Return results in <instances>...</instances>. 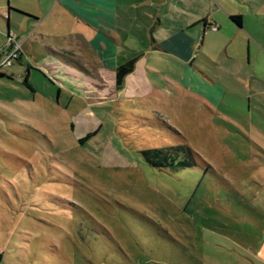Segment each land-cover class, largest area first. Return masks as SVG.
<instances>
[{
  "label": "rangeland",
  "instance_id": "obj_1",
  "mask_svg": "<svg viewBox=\"0 0 264 264\" xmlns=\"http://www.w3.org/2000/svg\"><path fill=\"white\" fill-rule=\"evenodd\" d=\"M7 1L1 45L6 24L12 40L28 34L7 19ZM240 9L251 23L239 50L225 26L214 50L203 46L212 59L196 61L228 84L219 105L178 85L183 66L147 67L151 57L101 99L74 76L99 69L47 40L52 51L27 43L22 61L0 68V264H264V108L247 111L240 99L264 97V56L253 50L261 40L249 34L264 31V15ZM46 55L63 66L48 69ZM69 60L84 69L65 70ZM26 62L32 90L22 84ZM168 145L189 151L158 167L139 152Z\"/></svg>",
  "mask_w": 264,
  "mask_h": 264
},
{
  "label": "crops",
  "instance_id": "obj_2",
  "mask_svg": "<svg viewBox=\"0 0 264 264\" xmlns=\"http://www.w3.org/2000/svg\"><path fill=\"white\" fill-rule=\"evenodd\" d=\"M10 5L17 8L16 13L21 14L24 19H11ZM241 5L245 6L250 16L258 18L264 15V0H8L3 9L7 19L12 20L15 27H25L28 33L23 40L17 39V36L13 38V41L20 44L16 61H22L23 46L27 43L32 47L35 46L34 43H40L41 49L47 52L52 51L44 46L47 41L52 43L51 47L60 51L75 49L83 53L77 57L92 62L99 69L100 75L83 70L86 76L81 75L78 72L80 70H74V76L90 82L91 87L87 94L95 99H101V91H115L117 96L127 88V78L131 72L134 73L140 60L151 57L153 66L147 67H154L160 61L163 64L165 61L168 65L183 66V75L178 85L184 86L182 88L190 95H200L201 99H209L211 103L215 99V103L219 105L228 84L199 68L196 61L199 53L208 60L212 59L203 46L214 50L219 44V37L224 35L225 26H229L227 28L230 31L225 33L231 41L237 37L236 46L231 51L239 50V42L244 39L238 33L242 29L246 30L244 20L251 23L249 15L245 18L248 13L245 14L240 9ZM232 15H239V25L229 18ZM256 22L260 23L258 20ZM262 24L260 23L261 26ZM212 26L215 29H211ZM6 29V33H9L7 24ZM249 34L253 39L261 40H254L253 50L264 56V31ZM0 47V52H5L6 45L3 43ZM250 49V43L246 41L247 53ZM131 58H135L133 69L124 76L121 88L116 90L114 69ZM44 61L48 69L63 66L58 59L56 61L47 55L41 60L42 63ZM69 61H73L74 65L66 64L65 70L69 68L73 73V68L84 69L80 62ZM249 61L247 54L245 64ZM26 69L28 76L27 62ZM108 69L106 74L109 81L101 86L104 82L101 73ZM131 83L137 84L134 81ZM240 99H244V108L247 111L251 107L254 111H258L259 107L264 108V97L247 95Z\"/></svg>",
  "mask_w": 264,
  "mask_h": 264
},
{
  "label": "trees",
  "instance_id": "obj_3",
  "mask_svg": "<svg viewBox=\"0 0 264 264\" xmlns=\"http://www.w3.org/2000/svg\"><path fill=\"white\" fill-rule=\"evenodd\" d=\"M234 23L237 25L240 24V17L239 15H232L229 17ZM9 33H6V35ZM135 58H131L124 63L118 65L114 69V87L116 90L120 89L123 84L124 76L131 72L133 69ZM3 73H0V76H3ZM22 84L32 90L30 83L27 81V69L26 73L23 77ZM94 133V132H93ZM92 133L87 134L85 137L90 136ZM80 141V140H79ZM184 149L186 152L189 149L182 145H168L159 148H146L141 149L139 152L143 159L148 163L150 166L158 167L160 165H170L172 162L171 154L177 152L178 150ZM177 164L184 165V161H179ZM1 257V256H0Z\"/></svg>",
  "mask_w": 264,
  "mask_h": 264
},
{
  "label": "built area",
  "instance_id": "obj_4",
  "mask_svg": "<svg viewBox=\"0 0 264 264\" xmlns=\"http://www.w3.org/2000/svg\"><path fill=\"white\" fill-rule=\"evenodd\" d=\"M211 29H215L214 26L211 27ZM4 45H6L5 52L1 53L2 58H0V68L2 66H9L12 64L14 60H16L19 57V45L17 42L12 40V37H10L9 34L5 36L4 39ZM1 50V47H0Z\"/></svg>",
  "mask_w": 264,
  "mask_h": 264
}]
</instances>
